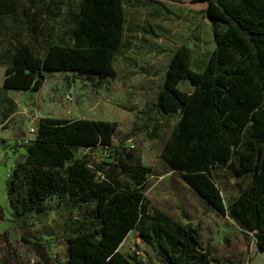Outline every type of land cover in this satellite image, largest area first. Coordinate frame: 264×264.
<instances>
[{"label": "trees", "instance_id": "1", "mask_svg": "<svg viewBox=\"0 0 264 264\" xmlns=\"http://www.w3.org/2000/svg\"><path fill=\"white\" fill-rule=\"evenodd\" d=\"M202 1L203 14L224 28L201 71L191 68L184 42L173 49L153 103L157 111L177 113L160 156L213 210L250 231L264 252V0ZM122 8L121 0H0V18L13 19L14 34L30 36L8 40L0 53L2 87L36 90L46 69L100 82L112 77ZM62 22L64 39L56 41L54 28ZM181 79L193 85L190 92L177 86ZM114 131L110 119L42 116L5 178L8 205L20 215L45 210L51 195L70 206L84 204L87 220L64 237L67 264H144L136 251L119 249L131 229L167 264L211 261L190 221L148 214L143 190L151 167L134 158L131 148L111 162L110 171L74 156L79 146L110 147ZM233 156L229 173L250 177L225 203L213 169ZM30 264L51 263L44 252Z\"/></svg>", "mask_w": 264, "mask_h": 264}, {"label": "rangeland", "instance_id": "2", "mask_svg": "<svg viewBox=\"0 0 264 264\" xmlns=\"http://www.w3.org/2000/svg\"><path fill=\"white\" fill-rule=\"evenodd\" d=\"M133 2L128 0L123 8L126 28L133 25L142 29L153 46L167 40L163 34L174 35V42L189 41L192 51L200 50L197 60L206 57L215 40L213 34L206 33L199 16L201 9L193 4L196 1L164 0V5L153 2L148 7L140 3L142 0ZM63 23L54 28L56 41L64 39ZM195 23L202 39L189 30ZM12 24L9 16L0 18V53L8 40L30 38L25 31L14 34ZM215 27L213 24L212 29ZM134 39V43L146 40L142 36ZM3 70L0 55V264H30L44 252L51 264H67L64 237L89 215L84 204L70 206L64 197L57 195L46 198L47 207L41 212L18 215L7 203L5 178L13 162L22 158L25 152L22 145L34 137L37 121L45 115L113 120L115 131L110 147L79 146L74 156L88 163L98 162L110 171L111 162L115 163L117 157L131 148L134 158L151 167L143 190L148 214L159 216L158 211L173 220L194 224L201 246L206 247L212 259L201 264L243 263L246 254L242 248L252 242V233L244 232L235 220L213 210L160 156L162 141L168 136L177 113L165 114L154 109L155 82L149 86L150 91L133 93V85L117 84L112 77L100 82L73 71L46 69L39 88L18 90L2 87ZM116 173L123 181H130L126 174L114 170ZM214 173L225 202L237 193L236 182L246 183L248 177L229 176L222 168ZM119 249L136 251L144 264H167L135 229L126 233ZM258 260L255 255L251 264Z\"/></svg>", "mask_w": 264, "mask_h": 264}, {"label": "crops", "instance_id": "3", "mask_svg": "<svg viewBox=\"0 0 264 264\" xmlns=\"http://www.w3.org/2000/svg\"><path fill=\"white\" fill-rule=\"evenodd\" d=\"M142 1L143 2H140V3L144 4V6H146V7L150 6L153 2L154 3H160V4L164 5V0H142ZM121 2H122V6L124 8L125 2H128V0H121ZM129 2L134 3L133 0H129ZM136 2L138 3V0H136ZM193 4H198L197 7L201 9V10H199V14H200L199 16H201L200 18L202 20L203 25L206 26L205 27L207 29L206 33L208 34L210 32L211 35L213 34L214 40H215V34L220 32V30L222 28H224V25L222 23H219L218 21L210 20L209 18H207L203 14L202 10L206 5L205 1L198 0L196 2H193ZM123 8H122V10H123V14H124ZM149 9H147V10H149ZM124 18H125V15H124ZM196 24H198V23H195V25L193 27L189 28V30H192L193 34H196L197 37L200 36V38L202 39L203 38L202 34L197 30L198 25H196ZM213 24H215V26H216L214 29H212ZM124 25H125V20H124ZM124 25L122 28V41H121L119 47L117 48V50L115 52V56L113 57V65L115 67L116 72L112 76V78H114V80H115V82H117V84L133 85L134 86L133 87V93H134V91L135 92H141V93L148 92V91H150L149 86L151 87V83L155 82V86H156L155 92H154V101H155V94H156V92H158V89L160 88V85L162 82V77L164 75V70H165V67H166L168 60L170 59L171 53H172V51L176 45H178L179 43H182L184 41H177L176 40V42H174L175 41V39L173 37L174 35L168 36L167 34H163L165 39H167V40H165L164 42H162L159 45L153 46L150 44L151 40H149V38H148L149 35L148 34L144 35L145 32H142V29H140V28L135 29V27L133 25H131L129 28H126ZM145 31H147V30H145ZM140 36L145 37L146 40L142 41V42L134 43V41H135L134 37L136 38V37H140ZM133 44L139 45V46H134ZM184 44H186V46L189 48V51H190V56H191L190 66H191V68L201 71L204 64H205V61L207 60V58L209 56V53H210L213 45H212L211 49L209 50V52L207 53L206 57L201 56V60H197L196 56L201 55L200 50L192 51L191 46L189 44V41L184 42ZM214 44H215V41H214ZM177 86L182 88V90H185L187 92H190L193 89V85L190 84L188 81L183 80V79H181L177 82ZM176 118H177V116H176ZM95 146H98V144ZM95 146H92V147H95ZM92 147H90V148H92ZM98 147H100V146H98ZM83 148L88 149L89 147H83ZM231 159H233V161L236 160L235 156H233L232 158H229L225 163L219 164L216 167H214L213 175L215 174L214 173L215 171H218V169L222 168V169L226 170L227 174H229V176H230L227 163L230 162ZM247 176H248L247 177V182H248L250 175L247 174ZM247 182L246 183L236 182L237 193L239 191V188L246 185ZM227 202H225V203H227ZM223 215L227 216L228 218H231L227 215V213H224ZM239 227L242 229L241 225ZM255 243H256L255 238L253 237L252 242L248 245V247H246L245 245L243 246L242 250H243L244 254H246V256H245L244 261H242L243 262L242 264H251V260L254 258L255 255H256V258L259 259L256 264H264V252L260 251V249L257 247V245ZM239 257H241V256H239ZM238 261H240V260H238Z\"/></svg>", "mask_w": 264, "mask_h": 264}, {"label": "built area", "instance_id": "4", "mask_svg": "<svg viewBox=\"0 0 264 264\" xmlns=\"http://www.w3.org/2000/svg\"><path fill=\"white\" fill-rule=\"evenodd\" d=\"M27 140V139H26Z\"/></svg>", "mask_w": 264, "mask_h": 264}]
</instances>
